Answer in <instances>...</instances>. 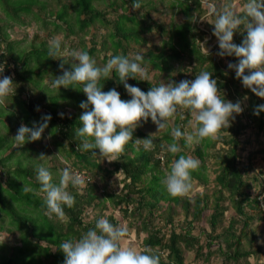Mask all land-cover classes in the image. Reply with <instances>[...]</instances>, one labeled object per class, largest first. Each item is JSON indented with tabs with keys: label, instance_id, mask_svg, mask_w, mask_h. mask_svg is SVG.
<instances>
[{
	"label": "trees",
	"instance_id": "obj_1",
	"mask_svg": "<svg viewBox=\"0 0 264 264\" xmlns=\"http://www.w3.org/2000/svg\"><path fill=\"white\" fill-rule=\"evenodd\" d=\"M97 2H104L111 12L116 14L115 18L107 19L106 11L95 7ZM133 2L134 0H120L117 5L115 0H20V3H15L13 0L10 4V0H0V8L8 18L18 20V15L21 13L32 14L35 20L42 22L44 28L49 23L53 26L54 31L62 30L67 35L76 36L81 44V50L87 51L95 60H99L96 57L99 52H105L100 64L103 66L109 58V54L137 53L133 50L132 44L136 46L148 44L144 33L146 29H150L145 25L149 15L139 14V9L137 11L132 9ZM243 2L244 0H242ZM173 5L179 8L183 22L172 23L167 28L157 26L164 40L159 52L149 51L144 55L143 66L147 69L149 67L159 71H169L172 63L188 61L192 65L191 69L194 75L205 70L212 72V78L217 80L220 91H226L225 95L222 93L224 98L228 96L233 99L234 95L242 96L241 90H238L236 86L232 92L229 89L230 83L231 86L234 84L230 79V74L234 75V72L228 69L226 63L223 62V57H219L217 63L213 60L212 54L216 49L219 51V47L210 48L208 56L201 48L199 42L203 43L205 34L202 29H198L195 20L204 13L202 0H174ZM34 6L38 7L37 12H33ZM213 19L215 18L213 17ZM58 22H62L64 28L58 25ZM100 28H104L107 32L101 37L100 49L96 50L94 37L90 41L93 47L87 49L85 39L90 30H99ZM2 29L1 26L0 32ZM239 30L242 28L237 31ZM241 32L239 36L233 37V43L237 45L242 43L246 33ZM1 36L5 38L6 34L3 32ZM3 38L0 37V61L7 60L10 55L9 59L15 66L14 72L16 63L26 64L27 58L30 57L34 60V66L33 69L25 71L28 74L35 75L37 74L35 72L42 70L39 74L40 77L49 69L60 66V64H54L53 56H49V50L46 48L33 49L30 53L14 60L11 52L7 53L3 45ZM3 76L11 75L7 71ZM12 79L16 85V95L26 92L27 97L31 100L30 92L27 91L31 88L37 90L38 101H45L46 112L42 116L50 114L51 126L54 123L56 125L51 131V134L61 141H57L56 145L64 147L63 144H67L70 152L75 154L79 160L80 164L78 165H82L81 168L84 170L92 171L94 168L99 170L100 167L91 160L90 153L76 150L81 141L79 137L75 136V129L80 126L79 118L83 112L79 114L76 109L77 115L73 117H57V108L63 105L59 102L63 101L66 106L77 108V105L86 99L82 92V85L77 84L71 86L72 88H60L59 90L54 88L50 91L40 85L41 77L32 85L28 83L31 77L23 78L19 73H16V77L12 76ZM18 79L29 86L18 87ZM127 83L138 87L143 82L128 79ZM101 84H103L104 92L115 88L117 92L119 90L122 100L131 99L115 72L112 73L111 79L101 80ZM242 91L247 95L245 114L242 116V120H245L246 123H242L240 115H236L231 127L227 129L230 135L225 130L226 135L222 136L221 140L213 142V147L216 144H221L223 148L215 151V155L212 156L215 163V176L211 188L206 187V167L203 155L205 144L203 141H201V147L194 151L201 161V166L192 173V176L193 181L200 183L204 189L191 198L169 196L162 183L163 171L161 167L168 168L171 162L178 158V156L174 157L165 151L166 146L163 145V141L167 144L172 142L168 132L161 139L152 138L156 145L153 151H145L142 147L138 148L129 143L125 153L113 161V169L110 174L114 175L119 172L123 175V189L126 192L124 194L106 193L101 205L108 202L113 210L121 211L127 228L134 230L135 236L141 235L140 250L149 248L153 253L158 254L160 264H186L185 251L192 253L193 263H195L203 255V247L207 248L205 259L217 254L219 255V264H250L248 261L250 257L259 260L261 256L260 247L253 249L256 238L251 225L254 219L264 221L263 193L251 195L255 184L252 182L250 184L244 178L247 168L243 167L242 160L240 161L242 157L238 152V138L248 128V124H254L258 130L264 127V112L254 115L256 107L264 104V100L256 97L245 87H242ZM46 92L50 96L46 95ZM29 100H24L22 104L26 115L25 125L32 127L34 118L37 116V108L40 110V107L37 106L39 103L28 102ZM174 127H179V124L175 123ZM133 137L134 139L148 138L139 130L133 133ZM2 143H4V137L0 135V144ZM261 152L264 153V150ZM180 154L184 155L183 151ZM13 174L15 177H22V179L19 177L20 184L9 183L8 190L0 186V226L2 227L4 218H8V224H13L14 230L18 232L19 242L17 246L9 247V249L0 245V264H64L65 257L59 250L60 244L70 237L79 238L83 232L94 227L96 220L104 217L98 215L88 219L85 215L86 208L94 205L96 199L94 192L97 189V184L91 183L89 180L86 181L87 186L82 189L85 193H80L78 189L69 186L68 190L75 197L76 203L71 209L65 207V212L70 220L62 223L55 216L46 215L47 208L44 200L35 194V191L39 189V183L27 181L28 178L36 176V170L32 172L28 167L18 164ZM254 182L257 183L256 178ZM28 186L30 189H27ZM122 205L125 207L122 208ZM128 206L131 207L127 209ZM177 206L181 207L184 214V220L180 226H175L172 218L173 214H176L175 207ZM229 210L233 211V215L229 216V226L218 233L219 224L226 218L224 213ZM32 212H35L36 216L32 217ZM203 212L204 216L209 217L206 224L210 233L208 234L202 229L200 234H194V224L202 220ZM104 218L119 226V221L113 215ZM164 222L165 225L171 226L169 233L162 231ZM238 222L241 223L239 231H233L234 224ZM201 237H207L205 245L201 243ZM32 238L36 239L33 244L30 241ZM42 241L46 242L45 245H41ZM51 247H54V250Z\"/></svg>",
	"mask_w": 264,
	"mask_h": 264
},
{
	"label": "clouds",
	"instance_id": "obj_2",
	"mask_svg": "<svg viewBox=\"0 0 264 264\" xmlns=\"http://www.w3.org/2000/svg\"><path fill=\"white\" fill-rule=\"evenodd\" d=\"M202 3L207 14L215 17L211 25L218 41L217 55H234L238 63H229L228 69L235 71L243 87L264 100V0H244L239 13L231 0H225L222 5L217 0H202ZM141 6L140 0L132 3V9H140ZM241 28L246 36L237 45L233 43V37ZM199 43L204 54L210 55L206 41ZM49 45V56L62 54L60 39L54 37ZM66 54L75 63L71 70H66L64 63H61L59 67L62 75L53 77L50 83L58 90L82 85L86 101L80 104L83 113L75 136L81 142L76 150L88 152L92 157H98V150L99 156L111 157L113 161L125 153L129 143L145 151H153L156 145L152 138L158 132L167 130L170 122L177 117L183 120L186 111L191 115L188 126L192 131H182L180 127L171 129L172 142L165 151L178 158L165 171L162 183L173 198L189 196L194 191L192 173L200 168L201 161L192 155L180 154L183 149L178 142L184 139L186 145H191L204 140L219 141L225 130L230 135L227 129L231 127L235 116L243 111L240 102L226 100L218 88L217 80L212 78V72L206 70L195 75L192 80H181L179 83L160 81L145 92L127 83L128 79L149 81L148 69L143 66L144 55L140 53L109 54L103 66H98L87 51L71 50ZM3 71L4 66L0 65V73ZM113 72L131 96L130 100H122L115 88L107 92L102 90L101 80L111 79ZM15 90L16 85L11 76L0 77V104H4L9 96L13 97ZM261 112H264V104L256 107L254 115ZM149 119L156 126V133L146 139H134V131L141 126V122ZM50 120L51 115L46 114L32 127L22 123L13 137L14 141L24 145L40 140ZM47 158L40 154L37 159ZM36 173L39 192L44 194L46 215L69 221L65 207L71 209L76 203L68 190L69 186L83 189L87 186L86 181L92 183L91 177H87L85 171L70 166L60 170L58 182L54 180L50 166L39 165ZM128 234L127 227L114 225L109 219L101 217L93 228L83 232L79 238L70 237L63 241L59 250L64 254V264H160V256L149 248L141 251L128 246Z\"/></svg>",
	"mask_w": 264,
	"mask_h": 264
},
{
	"label": "rangeland",
	"instance_id": "obj_3",
	"mask_svg": "<svg viewBox=\"0 0 264 264\" xmlns=\"http://www.w3.org/2000/svg\"><path fill=\"white\" fill-rule=\"evenodd\" d=\"M13 0H10V4ZM15 3H20V0H14ZM44 1V0H41ZM117 5L119 4L120 0H115ZM141 2V8L138 10L139 14H146L149 15L147 19V25L148 28L145 30V37L148 41V44L145 46H136L133 50H135L137 53H140L142 55H145L149 51H155L159 52L160 47L162 45V41L164 40L162 34L157 29V26H164L167 28L172 23H181L183 22V17L181 14H179V8L175 5H173L174 0H140ZM225 2V0H217V3L222 5ZM231 2L237 6V12H240V9L242 7V0H231ZM95 7L99 10L106 11V17L107 19H114L115 15L111 12V9L104 4V2H97L95 3ZM204 13L200 16H198L195 20V23L198 25V29H202L205 36L203 43L206 41V47L208 49H213L214 47H218V41L215 38V36H211V33L214 31L213 25H211L214 22V19L212 16H209L207 14V10L204 6H202ZM132 8V5H131ZM137 11V9H134ZM38 7H33V12H37ZM46 11V10H45ZM43 11V12H45ZM48 12V11H46ZM138 15V14H137ZM19 19H11L8 18L7 15L4 13V11L0 8V27L2 26L3 29L0 32V37L3 38L1 35L4 32L6 34V37L3 38L5 46V49L8 52H11L12 58L18 59L21 56H23L26 53H30L33 49L34 50H40L41 48H46L49 50V41L52 40L54 37L61 40L62 44V54L59 56H53L54 64H61L64 63V68L66 70H71V66L73 63H75L74 59L67 55L66 53L71 50H81V44L78 42V39L74 35H67L62 30H56L54 31L53 26L49 23L46 24L45 28L44 25L40 20H35L32 16V14H24L21 13L18 15ZM215 18V17H214ZM58 25H60L62 28H64V24L62 22H58ZM3 31V32H2ZM243 31L239 30L234 33V37L239 36ZM107 32L104 28H100L99 30L91 29L89 34L87 35V38L85 39V46L87 49L93 47L91 44V38L94 37L95 44H96V50L98 51L101 47V37L106 35ZM219 51L216 49L215 52H213L212 57L215 63L219 61V57L217 55ZM132 53V52H131ZM105 52H99L96 57H98L99 60H97V65L101 66V59ZM9 55V54H8ZM7 55V56H8ZM10 56V55H9ZM5 60V67L3 73H0V77L5 75L7 71H9L11 76L16 77V73L20 74L23 78L24 77H31L29 79V84L32 85L41 77L40 85L44 86L48 90L54 89L51 86V80L53 77L59 76L62 72L60 70V67H53L49 69L44 75H40L39 72H35L37 74L32 75L28 74L27 69L32 68L34 66V60L33 58H27L26 64L16 63V71L14 72L15 66L13 65L12 60L9 59ZM225 58V59H224ZM95 59V58H94ZM13 60V61H14ZM223 62L226 63L228 66L229 63L236 64L238 63V59L233 56H224ZM14 66V67H13ZM169 71H159L157 69H151L148 67V73H149V81L145 82L142 81L138 88L141 90L147 92L150 87L156 86L160 81L163 82H169L173 81L176 83H179L181 80H192L195 78L194 73H192V65L188 63V61H183L182 63L174 62L171 64ZM18 70V72H17ZM234 75L230 74V79H232V82L234 83L231 86V83L229 85V89L232 92L234 87L236 86L238 90H241L242 96L234 95L233 99L231 97L226 96V100L231 101L233 103L240 102L241 107L243 109L242 113H240V118L242 120V116L245 114V97L247 95L243 93L242 91V83L239 79L235 76V71L233 70ZM247 74V73H246ZM234 76V77H232ZM19 85L23 86H29L24 81L21 82L20 79H18ZM27 91L30 92L31 100L27 97L26 92H22L19 95L9 96L4 104H0V135L4 137V143L0 144V186L3 187L5 190H8V184L11 182H17L18 184L21 183L22 177H15L13 172L16 170V167L18 164L24 167H28L32 172L36 170V168L39 165L44 166H50L51 171L53 173L54 180L58 182L59 180V173L60 170L64 167H72L84 170L82 165H78L79 160L75 156V154L70 152L69 147L67 144H63L64 147L56 145L57 141H60L56 138V136L51 134V131H53L52 128H54L56 125L55 123L51 126V122L48 123V128L45 129L44 133L42 134V137L40 140L30 143H25L24 145L17 144L13 137L17 134V130L20 127V125L23 123L25 125V110L23 106L24 100H29L28 102H37V106L40 107V110L37 112V116L34 118L33 122H40L42 116L46 109L45 107V101H38L37 96V90L28 89ZM224 95L226 94L225 90L221 91ZM118 93L119 90H118ZM46 95L50 96L49 93L46 92ZM86 101V99L82 100ZM81 101V102H82ZM80 102V104H81ZM42 103V104H41ZM62 105V107L57 108V117L58 118H68L73 117L77 115V112L81 114L83 112V109L80 108V104L77 105V108L66 106L64 104L65 102L61 101L59 102ZM61 114H63L61 116ZM191 120L190 113H187L185 111V118L181 120L179 117H177L175 120L171 121L169 124V128L165 131L158 132L153 138L154 139H161L165 135V133L168 132L169 137H171V129L174 127L175 123L179 124V127L182 131H188L191 132L192 129L188 126L189 121ZM235 120V119H234ZM234 120L232 122H234ZM242 123H246L245 120H242ZM54 126V127H53ZM139 130L142 134L149 136L150 134H154L157 131L156 126L152 123V121L149 119L147 122H141V126L137 128L134 132ZM226 135L225 133L222 135ZM239 147L238 152L241 154L240 161L242 160L243 167L247 168L245 172V180L248 181L250 184L251 182L255 184L254 190L251 191V195L258 194L260 192L263 193V200H264V153L261 151L264 150V127L261 130H258L255 128L254 124H248V128L243 132L242 136H239ZM61 142V141H60ZM212 140H204L203 144V155L205 160V179L206 181V187L211 188L212 187V180L215 176V163L212 156L215 155V151H218L220 148H223L221 144H216L215 147H213ZM182 149L184 155H192L196 158H198L194 151L201 147V143H193L191 145H186V142L184 139H181L178 142ZM163 145L167 147V143L163 141ZM40 154H44L47 158L46 160H39L37 159ZM82 154V153H80ZM90 155V154H88ZM98 157H92L91 160L97 164V166L100 167V169H92L91 170H84L87 174V177H91L92 183L97 184V189L94 192V195L96 196L94 205L86 208L85 215L88 217V219L97 217L98 215H103L104 217L113 215L118 221L119 225H123L127 227L126 222L122 219V213L118 209L113 210L112 207L108 202L105 203V205H101V201L103 198H105L106 193H125L126 190L123 189L124 180L123 175L121 173H115L114 175L110 174V171L113 169V160L111 157H103L99 156V153L97 154ZM199 159V158H198ZM173 160V159H172ZM171 165V164H170ZM170 165L168 168L161 167V170L163 171L162 181L164 178L165 171L170 169ZM241 165V167H242ZM257 179V183L254 182V179ZM27 181H37L36 176L28 178ZM128 182V181H127ZM194 182V191L187 197L191 198L196 193H200L204 187L201 186L200 183L197 181ZM27 189H30L28 186ZM80 193H85L84 190L80 189L78 190ZM35 194L38 195L41 199L44 200V194L39 192V189L35 191ZM184 198V197H183ZM263 211H264V202L262 203ZM125 205H122V208H124ZM131 206H128L127 209H129ZM30 212V211H29ZM28 212V214H29ZM176 214H173V222L174 225L180 226L182 221L184 220V214L180 206L175 207ZM210 212V211H209ZM208 212V213H209ZM27 214V215H28ZM233 215V211L229 210L224 213L225 221H223L221 224H219V227L217 229V232L220 233L223 231V229H226L229 226V216ZM31 216H36L35 212L31 213ZM209 217L204 216V212L202 213V220L194 224V234H200V231L204 229L208 234L210 233L209 227L206 224V221ZM57 221L56 219H54ZM159 220V219H158ZM64 223L65 221H61ZM161 224V221H159ZM184 225V224H183ZM241 223L238 222L237 224H234L233 231L238 232L240 228ZM161 226V225H160ZM162 231L164 233H169L171 226L162 224ZM251 229L255 233L256 238V244L253 249H256L257 247L261 248V256L259 257V260H255L254 257L249 258L250 264H264V221L254 219ZM207 240V237H201L200 241L203 245H205V242ZM31 243H35L36 239L32 238ZM19 242L18 232L14 230L13 224H8V218H4V221L2 223V227L0 226V245L9 249L17 246ZM41 245H45L46 242L42 241L40 242ZM126 244L128 246L137 248L140 250L141 246V235L139 237L135 236L134 230H129V234L126 238ZM52 250H54V247H51ZM212 249H214L212 247ZM207 252V248L203 247V255L193 263V255L191 252L185 251V262L186 264H219V255L215 254L211 257H208V259H205V253Z\"/></svg>",
	"mask_w": 264,
	"mask_h": 264
},
{
	"label": "built area",
	"instance_id": "obj_4",
	"mask_svg": "<svg viewBox=\"0 0 264 264\" xmlns=\"http://www.w3.org/2000/svg\"><path fill=\"white\" fill-rule=\"evenodd\" d=\"M0 53H1V49H0ZM0 65H3L5 67V62L4 61H0Z\"/></svg>",
	"mask_w": 264,
	"mask_h": 264
}]
</instances>
